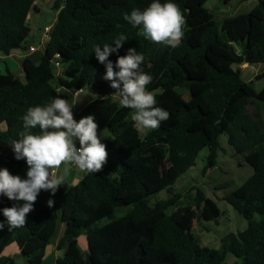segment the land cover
Masks as SVG:
<instances>
[{
    "label": "trees",
    "instance_id": "obj_1",
    "mask_svg": "<svg viewBox=\"0 0 264 264\" xmlns=\"http://www.w3.org/2000/svg\"><path fill=\"white\" fill-rule=\"evenodd\" d=\"M208 1L159 0L176 4L185 20L181 42L173 48L152 42L142 26L133 27L124 19L154 0H54L58 17L42 59L22 61L25 81L10 70L0 72V169L27 179L26 161L16 160L10 146L26 131L23 115L57 96L72 105L70 92L85 89L94 99L78 113L72 108L74 119L93 116L97 131H108L110 138L103 141L108 158L100 172L86 174L76 185L63 182L55 194L42 190L23 227L9 228L2 209L16 202L0 196V264H17L2 255L13 243L27 256L25 264H45V250L63 227L56 246L63 256L55 264H264V88L257 92L238 67L264 68V0L221 27L206 7ZM35 2L0 0L2 54L27 48L28 17ZM121 34L127 40L108 59L115 65L129 49L141 54L139 71L151 77L147 90L155 96V106L170 114L144 137L132 120L134 110L122 108L114 97L117 90L104 79L106 67L94 52L96 46L115 48ZM55 61L61 65L59 74ZM262 79L264 70L256 76ZM185 84L189 100L177 90ZM27 131L41 134L38 126ZM221 135H227L232 151L253 174L225 197L248 227L224 236L216 249L202 246L191 225L194 220L217 223V202L192 188L188 206L193 213L181 204L182 195L173 186L205 148L210 154L203 173L217 165ZM164 190L169 197L151 204ZM119 209L126 212L117 217ZM81 236L88 251L79 246ZM229 255L235 258L232 263Z\"/></svg>",
    "mask_w": 264,
    "mask_h": 264
},
{
    "label": "clouds",
    "instance_id": "obj_2",
    "mask_svg": "<svg viewBox=\"0 0 264 264\" xmlns=\"http://www.w3.org/2000/svg\"><path fill=\"white\" fill-rule=\"evenodd\" d=\"M124 19L133 27L142 26L143 34L152 42L164 46L177 47L183 36L184 17L174 3H160L154 0L145 10L134 9L125 14ZM127 37L121 34L115 41L116 47L96 46V59L106 67L104 79L111 81L116 89L122 108L134 110L132 120L137 131L155 130L161 121L169 119V112L156 107V99L147 85L151 77L139 71L143 61L141 54L129 49L126 56H119L115 65L108 59L113 52L122 47ZM119 69V71H115ZM73 106L66 99L57 96L46 106L29 107L23 115L21 139L13 140L10 146L16 160H25L28 165L27 179L12 175L7 168L0 169V196L16 202L12 207L2 209L10 229L23 227L28 215L34 210L42 190L53 194L64 182L70 165L80 171L98 173L107 162L106 145L98 136V125L93 116L77 122ZM39 127L41 134H30L27 130ZM79 141L80 147L75 141ZM63 166V174L58 170ZM54 202L48 201L52 207ZM0 228L3 224L0 223Z\"/></svg>",
    "mask_w": 264,
    "mask_h": 264
},
{
    "label": "rangeland",
    "instance_id": "obj_3",
    "mask_svg": "<svg viewBox=\"0 0 264 264\" xmlns=\"http://www.w3.org/2000/svg\"><path fill=\"white\" fill-rule=\"evenodd\" d=\"M257 2L258 0H233L226 6L223 0H210L207 2L206 7L213 12L215 22L221 27L226 19L251 11ZM38 3L40 4L42 12L39 13L38 18L35 14L30 16L29 24L31 32L25 42L27 46L32 45L37 48L40 46V37L45 27L52 25L56 14V11L53 9L54 0H44ZM220 38L227 41L225 34L222 32H220ZM235 47L237 51H240L238 46ZM43 52L41 51L40 53ZM0 59H4L1 63H5L8 60L7 56L1 52ZM11 60L13 59H10L8 62L10 63ZM238 67L242 70L243 80L252 81V86L257 92L264 88V79L256 80V76L264 70L262 65L244 64ZM177 90L185 100L190 99L189 84H185ZM87 94L94 95V93H90L85 89L82 91L80 97H85ZM72 95L73 92H70L71 102H73ZM114 97L119 100L118 96L114 95ZM148 132L149 130H146L143 133L140 132V134L144 137ZM220 143L222 150L218 154L219 157L216 166L211 167L207 173H203L204 167L207 164V158L210 154L209 148H205L199 153L196 165L184 173L173 186L174 192L182 195V205L188 206V198L189 194L192 193V188H200L207 197L217 202L221 210V216L217 223L194 220L191 225L192 232H194L202 246L216 249L221 247V239L224 236L229 233L244 231L248 227V221L225 201V197L235 191L253 174V168L245 163L240 156L234 154L228 144L227 135H221ZM168 197V193L164 190L153 196L151 204L167 199ZM186 208L195 213L193 207L188 206ZM125 212L126 209H119L116 216L120 217ZM84 238L86 239V237L82 236L78 239L79 246L82 250L88 251L87 241ZM12 246L16 245H9L5 248L2 255L12 257L17 264H25L28 260L27 256L22 254L21 251H19L18 255H14L17 249L11 250ZM227 260L229 263H232L235 261V258L229 255Z\"/></svg>",
    "mask_w": 264,
    "mask_h": 264
},
{
    "label": "crops",
    "instance_id": "obj_4",
    "mask_svg": "<svg viewBox=\"0 0 264 264\" xmlns=\"http://www.w3.org/2000/svg\"><path fill=\"white\" fill-rule=\"evenodd\" d=\"M37 1L43 2L44 0H36L35 7L32 9V11L29 14V17H28L29 21H30V16L32 14L37 15V18H38L39 13L42 12V10L40 8V4ZM57 17H58V13L56 12L55 19H54L52 25L47 26V27H49L50 29H53L54 25L56 24ZM47 27H45V28H47ZM48 41H49V38L46 39V37L44 35V31H43V33L40 37L39 48L32 46V45H29V46H27V48L25 50L21 49V50L13 51L9 56H7V58H8L7 62L1 63V61L2 60L4 61V59H0V66H1L0 72L6 73L7 70H10L14 74H16L22 81H25L26 75H25L24 70L22 68V61L24 59L28 58V59L32 60L34 63H38L42 59L43 54H44V52L43 53H40V52L44 51ZM31 47H34L35 50L31 51L30 50ZM10 59H13V60H11L9 63L8 61ZM81 93L82 92H79L77 95H74V94L72 95V98H73L72 106H73L74 112H76V113L80 112L84 107H86L94 99V97L89 95V94H87L85 97H80ZM2 129L3 130L6 129L5 124L2 125ZM98 136L101 140V143H103V141L105 139L110 138V135H109L107 130L99 131ZM75 143H76V146L79 148L80 147L79 141L76 140ZM1 152H2V149H0V153ZM69 168H70V171H69L68 175L64 178V182H66L72 186L78 184L83 179V177L86 174H88V172L80 171L75 165H70ZM62 174H63V166L61 167L60 170H58V175H62ZM63 234H64V227L62 228L57 241L55 243L47 246V248L45 250V256H44L45 264H55V261L58 258L63 256V251H59L56 248L57 242L63 236ZM85 241H87V239H85ZM13 244L16 246H12L11 250L17 249V252H15L14 255H16V254L18 255L20 248L18 247V245L16 243H13ZM87 245H88V242H87Z\"/></svg>",
    "mask_w": 264,
    "mask_h": 264
},
{
    "label": "built area",
    "instance_id": "obj_5",
    "mask_svg": "<svg viewBox=\"0 0 264 264\" xmlns=\"http://www.w3.org/2000/svg\"><path fill=\"white\" fill-rule=\"evenodd\" d=\"M50 28L49 27H47V28H45V30H44V35H45V37H46V39H48L49 38V32H50ZM30 50L31 51H34L35 50V48L34 47H31L30 48ZM58 57V56H57ZM54 65L56 66V68L58 69V74L60 73V67H61V65H60V63L59 62H57V61H55L54 62ZM79 92H76V93H74V95H77Z\"/></svg>",
    "mask_w": 264,
    "mask_h": 264
},
{
    "label": "water",
    "instance_id": "obj_6",
    "mask_svg": "<svg viewBox=\"0 0 264 264\" xmlns=\"http://www.w3.org/2000/svg\"><path fill=\"white\" fill-rule=\"evenodd\" d=\"M228 4H226V6H227Z\"/></svg>",
    "mask_w": 264,
    "mask_h": 264
}]
</instances>
